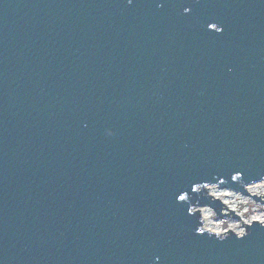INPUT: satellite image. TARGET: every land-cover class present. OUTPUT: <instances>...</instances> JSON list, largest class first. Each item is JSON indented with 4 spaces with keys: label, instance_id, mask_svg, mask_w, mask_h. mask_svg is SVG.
<instances>
[{
    "label": "water",
    "instance_id": "95a60500",
    "mask_svg": "<svg viewBox=\"0 0 264 264\" xmlns=\"http://www.w3.org/2000/svg\"><path fill=\"white\" fill-rule=\"evenodd\" d=\"M160 2L0 0V264H264L187 213L264 175V0Z\"/></svg>",
    "mask_w": 264,
    "mask_h": 264
},
{
    "label": "clouds",
    "instance_id": "9594fccd",
    "mask_svg": "<svg viewBox=\"0 0 264 264\" xmlns=\"http://www.w3.org/2000/svg\"><path fill=\"white\" fill-rule=\"evenodd\" d=\"M127 2L132 4L133 0ZM163 6V0L157 3L158 8ZM183 12L188 14L191 8L185 7ZM208 28L217 33L223 31V28L216 23L209 24ZM106 134L112 136L114 132L112 129H107ZM231 182H241L240 188L234 189L228 186L230 182L223 177L218 182H201L192 185L193 192H206L207 200L210 201L205 203L197 201L195 205L190 204L187 208L189 215L200 214L196 227L197 234L207 233L223 241L230 234H234L238 239L244 238L248 234L246 226L250 227L254 222L264 226V175L254 181L243 182V173L235 171L231 175ZM241 193H246L247 196L242 197ZM186 199L187 193L177 197L178 202H184ZM241 205H247L243 211H239ZM230 213H236L240 220L234 219ZM156 261H159V257H156Z\"/></svg>",
    "mask_w": 264,
    "mask_h": 264
},
{
    "label": "rangeland",
    "instance_id": "374dc122",
    "mask_svg": "<svg viewBox=\"0 0 264 264\" xmlns=\"http://www.w3.org/2000/svg\"><path fill=\"white\" fill-rule=\"evenodd\" d=\"M242 196V195H241ZM242 197H246V195H244V196H242ZM247 205H241L240 206V208H239V211H243V208L244 207H246ZM250 211H251V209H249ZM235 215H236V213H234ZM245 215H247V214H245ZM239 217V216H238ZM240 218V217H239ZM234 219H236V220H240V219H238V218H234Z\"/></svg>",
    "mask_w": 264,
    "mask_h": 264
},
{
    "label": "snow or ice",
    "instance_id": "6c2138e0",
    "mask_svg": "<svg viewBox=\"0 0 264 264\" xmlns=\"http://www.w3.org/2000/svg\"><path fill=\"white\" fill-rule=\"evenodd\" d=\"M213 27H215V26L213 25Z\"/></svg>",
    "mask_w": 264,
    "mask_h": 264
}]
</instances>
